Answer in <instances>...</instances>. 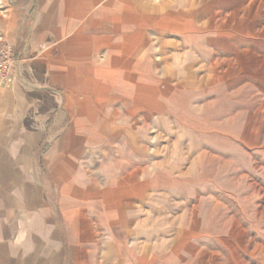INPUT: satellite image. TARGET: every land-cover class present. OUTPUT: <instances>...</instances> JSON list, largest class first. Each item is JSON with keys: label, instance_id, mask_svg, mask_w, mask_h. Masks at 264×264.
<instances>
[{"label": "rangeland", "instance_id": "rangeland-1", "mask_svg": "<svg viewBox=\"0 0 264 264\" xmlns=\"http://www.w3.org/2000/svg\"><path fill=\"white\" fill-rule=\"evenodd\" d=\"M145 1L143 75L132 84L120 72L126 91L100 89L88 101L80 92L90 120L79 122L81 180L102 195L79 204L96 233L81 234L93 251L81 250L71 219L60 232L65 264H87L88 254L99 264L105 229L118 221L107 211L119 205L130 232L160 213L176 264H264V0H183L172 12ZM58 95L46 89L41 107ZM48 197L57 210L56 194ZM133 237L129 247L144 242Z\"/></svg>", "mask_w": 264, "mask_h": 264}, {"label": "crops", "instance_id": "crops-1", "mask_svg": "<svg viewBox=\"0 0 264 264\" xmlns=\"http://www.w3.org/2000/svg\"><path fill=\"white\" fill-rule=\"evenodd\" d=\"M163 2V9L172 12L173 5L183 0ZM146 4L145 0H10L3 4L0 44L16 57L17 80L10 87L0 86V264H65L60 232L63 227L69 229V219L75 222L71 234L79 235L81 250H94L95 245L87 248V239L81 238L84 232L92 238L96 233L86 230L91 220H82L79 204L90 203L102 192H96L100 186L96 189L81 180L79 122L90 120L80 114L84 96L80 92H87L88 101L100 89L126 91L129 83L119 77L120 72H129L132 84L143 75L140 23ZM191 40L189 36L184 42ZM131 43L136 44L130 46L129 57L124 56L121 49ZM46 89H58L61 95L53 97L54 107L42 112L40 100ZM117 115L121 116L119 111ZM53 192L57 210L48 197ZM127 213L122 205L107 211V219L118 221L108 223L116 228L105 229V254L99 264H176V239L161 238L167 232L160 231L163 224L155 221L160 213L152 209L134 232L128 229ZM128 236H141L144 242L129 247ZM96 261L88 254L87 264Z\"/></svg>", "mask_w": 264, "mask_h": 264}, {"label": "built area", "instance_id": "built-area-1", "mask_svg": "<svg viewBox=\"0 0 264 264\" xmlns=\"http://www.w3.org/2000/svg\"><path fill=\"white\" fill-rule=\"evenodd\" d=\"M16 62L11 50L0 44V86L10 87L16 82Z\"/></svg>", "mask_w": 264, "mask_h": 264}, {"label": "trees", "instance_id": "trees-1", "mask_svg": "<svg viewBox=\"0 0 264 264\" xmlns=\"http://www.w3.org/2000/svg\"><path fill=\"white\" fill-rule=\"evenodd\" d=\"M51 107H54V104L50 103V101H48V99H47V100H45V106H44V109H42L41 111H42V112H45V111H47L48 109H50Z\"/></svg>", "mask_w": 264, "mask_h": 264}]
</instances>
